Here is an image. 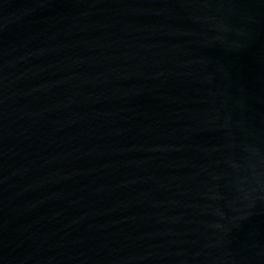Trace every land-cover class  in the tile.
I'll return each mask as SVG.
<instances>
[{
  "label": "water",
  "instance_id": "95a60500",
  "mask_svg": "<svg viewBox=\"0 0 264 264\" xmlns=\"http://www.w3.org/2000/svg\"><path fill=\"white\" fill-rule=\"evenodd\" d=\"M0 264H264V0H0Z\"/></svg>",
  "mask_w": 264,
  "mask_h": 264
}]
</instances>
